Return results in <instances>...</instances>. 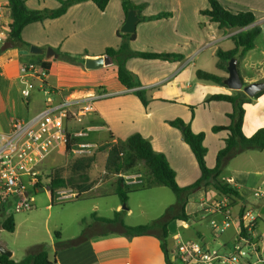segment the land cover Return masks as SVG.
I'll list each match as a JSON object with an SVG mask.
<instances>
[{
    "label": "crops",
    "instance_id": "obj_1",
    "mask_svg": "<svg viewBox=\"0 0 264 264\" xmlns=\"http://www.w3.org/2000/svg\"><path fill=\"white\" fill-rule=\"evenodd\" d=\"M24 1L29 3L27 0ZM131 1L138 6L145 5L142 16L172 13L169 19L149 22L139 20L136 39L131 43L132 49L183 56L182 60L176 62L141 58L128 61V69L140 78L152 102L147 107L143 106L130 90L123 87L117 80V67L111 61L98 69L90 70L85 67L87 59L102 58L107 48L117 49L120 46L121 39L117 32L121 30L127 16L122 8V0H110L105 11H100L92 2H84L71 7L60 18L30 24L22 32V38L28 44L38 46L45 51L49 48L59 50L61 54L73 58V61H64L57 54V57L50 59L46 55H22L20 49L0 52V133L9 132L13 119H28L44 109L46 97L42 86L53 92L52 96L56 103L65 99L80 102L89 97L108 94V97L94 101L93 114L66 121L68 131L71 130L69 132L74 134L85 128L95 132L93 136L90 134L81 140L82 143L88 144L117 143L126 140L134 133H140L151 142L156 152L166 156L176 172L178 185L183 188L189 187L200 179V168L190 147L183 141L181 131L170 126L168 122L181 118L185 123L191 124L195 133L205 130L204 144L208 145L209 139L212 141L211 144L215 143V156L224 148V140L228 137V133L221 131L210 136V132L214 126L229 125L227 114L231 113V108L225 105L226 102L207 101L204 92L207 88L206 81L198 79L196 72L199 70L207 72L198 61L208 45H215L212 53L216 55L217 50L222 49L220 46L232 41L231 37L240 30H221L216 23H211L208 17L201 15L200 12L209 7L208 0ZM220 2L234 12H253L256 17L254 26H259L264 33V0H220ZM59 6L58 0H47L45 7L39 8L56 9ZM222 50L230 49L228 47ZM254 50L245 55L238 67L247 85L264 82V73L256 77L250 72L257 64L256 58H248ZM31 62L49 63L50 69L43 78L33 77L31 97L24 101L19 92L20 70L23 65ZM227 88L214 85L211 89L215 92L209 97L215 93H229ZM262 100L264 101V96L257 101ZM195 105L198 107L192 117L191 107L194 108ZM216 110H220L222 114L215 113ZM219 114L223 115L224 119L219 121L217 117ZM247 119L244 121V128ZM254 151L257 150H249L252 153L250 160L261 162H246L253 168L252 170L238 168L232 172V175L224 177L226 181L231 180L230 185L237 187L240 193L235 206L230 207L234 220L231 227L219 235L214 234L217 240L227 231L232 232L233 238L225 239L223 243L224 251L230 250L238 240L237 216L241 208L252 209L259 214L252 235L257 238L260 250L264 251V216L260 214V210L264 207V199H256L252 194L254 190L264 188V152L257 151L260 154H255ZM99 187L96 185L91 190H97ZM222 198L223 201L230 202L228 198V200ZM121 209V204L115 207V211ZM186 212L189 215L193 213L192 209L188 210L187 207ZM206 212L210 213L212 218H222L220 214H214V210L209 209ZM182 225L189 228L192 226V221ZM168 230V249L172 251L175 246L174 239L171 238L169 226ZM197 233L202 243L207 248H211L207 237L202 236L199 231ZM55 247L56 243L52 248L53 258L49 254L50 260H55L54 264H166L164 252L156 235L133 239H128L119 233L95 235L77 247L60 251ZM254 257L257 258L256 255L250 254V257L243 259L242 264H257L253 261Z\"/></svg>",
    "mask_w": 264,
    "mask_h": 264
},
{
    "label": "trees",
    "instance_id": "obj_2",
    "mask_svg": "<svg viewBox=\"0 0 264 264\" xmlns=\"http://www.w3.org/2000/svg\"><path fill=\"white\" fill-rule=\"evenodd\" d=\"M9 1L11 6V22L8 40L13 43L14 49L20 50H28L31 46L22 39V32L28 25L60 18L65 15L71 7L84 2L94 3L100 11H105L110 3V0H58L60 6L56 9L31 10L26 6L24 0ZM208 2L209 7L202 10L200 12L201 15L208 17L209 21L211 23H216L221 30H240V32L231 37L234 48L227 51L218 49L216 52L218 67L228 73L227 68L231 59L236 58L239 67L245 55L249 51L255 49L256 41L261 35L262 29L259 26H254L256 17L253 12H234L223 6L220 0H208ZM144 7L145 5H135L131 0H122L124 14L127 16L129 11L136 10L141 22L169 19L172 17V13L170 12L159 13L153 16H142ZM117 35L121 39L120 46L117 49L107 48L104 56H107L111 62L116 65L118 82L127 90H130L140 100L143 106L147 107L151 103L148 97V91L143 87L140 78L128 69V61L133 58H141L145 60L176 62L182 60L183 56L181 54L134 51L131 47V43L136 39V32L133 34H125L120 30L117 32ZM54 52L64 61L70 62L74 60L67 54H61L59 50H54ZM42 64L45 72L48 73L50 69L49 63ZM196 76L200 80L227 87L224 84L226 78L219 75L199 70L196 72ZM263 93L264 91L258 93L255 97L257 98ZM243 97L249 98L243 91H235L234 94L215 93L207 99L208 102L230 103L234 107L233 113L228 114V117L231 119V123L228 126H214L212 128L214 133L221 131H226L228 133V137L224 140V148L217 154L214 168H209L207 166L206 156L208 151L204 145L206 134L204 132L195 133L192 130L191 124L185 123L181 118L168 122L170 126L181 131L183 141L190 147L200 168V179L189 187L183 188L178 185L176 181V172L170 166L166 156L156 152L151 142L140 133H134L124 141L107 143L104 147L108 155L105 167L107 173H112L114 175L121 173H140L138 171V166L142 164L145 168V181L142 179V182L138 184L127 186L122 178H118L115 194L120 198L124 208L120 211H115L111 219L99 217L95 214L94 218L99 226V228H96L97 230L91 231L86 229L76 239L57 242L56 250L60 251L77 247L95 235L119 233L128 239L156 235L164 252L166 264H176L171 261L169 254L168 226L172 221H179L185 224L192 221V217L186 212L190 195L197 189L208 190L211 188L221 197L228 198L232 204H235L240 198V193L237 187L231 186L224 180L223 170L226 163L236 155L245 151L257 150L264 152V128L258 129L249 137L244 134L245 110L243 108ZM191 110L192 117H194L193 107H191ZM72 139L70 132H68V142L66 146V153L68 155L67 165L65 168L54 170L48 176L47 187L51 195L52 203H54L56 193L59 191L71 190L76 193L78 195L77 198H79L80 195L89 192L96 186V180L92 178V171L96 166L98 153L103 148L100 147L91 154H75L73 149L76 143H72ZM43 186L41 180H39L37 187ZM153 187L169 188L176 195L177 202L167 209L163 218L153 221L151 224L137 226L127 225L125 223V217L129 211V208L126 207L129 192L139 189H151ZM8 208V204H0V217L3 218L1 226L2 229L13 233L16 229V223L13 215L6 214ZM244 211L245 208H241L239 215L242 216ZM57 235V237H59V234ZM241 237H246L252 242L257 243V238L247 233L246 229L242 228L238 240ZM54 263L55 260L51 261L48 251L43 248L29 253L22 263L0 254V264Z\"/></svg>",
    "mask_w": 264,
    "mask_h": 264
},
{
    "label": "rangeland",
    "instance_id": "obj_3",
    "mask_svg": "<svg viewBox=\"0 0 264 264\" xmlns=\"http://www.w3.org/2000/svg\"><path fill=\"white\" fill-rule=\"evenodd\" d=\"M27 1L29 3L26 2V6L29 9L42 10V8L39 7H45V2L47 0ZM214 47V44H210L206 47V51L201 55V59L198 61V64L202 67L204 66L208 73L227 78L228 73L218 67V57L217 55H214L212 53ZM220 47L222 49H228V47L229 49H231L234 47V43L232 41H229ZM248 58H256V67L254 68V70H250V72L254 76L257 77L258 75L264 73L263 32L256 41L254 52L250 54ZM214 85L216 84L206 81L207 88L206 90H204V92L206 93V98H209V95L215 92L211 89ZM246 85L247 84L244 82V86ZM227 92H229L230 94L235 93V91L228 88ZM263 96L264 93L257 98H242L243 108L245 110V119L248 118L247 125L245 126L243 131L244 134L248 137L252 136L258 129L264 128V101H257L261 100ZM225 105L230 106V111L231 113H233V105L226 103ZM196 107L198 106L195 105L193 108L194 113ZM219 112L221 113L220 110H216L215 113L218 114ZM217 117L218 120H222V118L224 119V116L220 114L217 115ZM74 119L76 118L69 117L67 121H73ZM228 119L231 123V119L229 117ZM66 129L67 132L71 131H68L67 127ZM81 130L86 131L88 135L92 134V136L95 133L85 128H82ZM201 132H204L206 134L205 130ZM70 134L72 133L70 132ZM213 134L214 132L211 131L210 136H212ZM82 139L85 138L83 137L79 139H72L71 142L74 144L76 143L74 145V149L76 148L77 143L82 142ZM211 142L212 141L209 139L208 145H204L208 151L206 156L207 166L209 168H214L215 158L217 156L214 155L215 143L213 142V144H211ZM107 143L108 142H96V147H92L91 152L93 153L100 147L103 148L98 153L97 163L92 171V178L96 180V185L100 186L99 189L83 193L79 196V198H77L78 195H76V193L74 192L72 193H74L75 196L64 198L61 200H56L55 196L54 203H52L51 195L47 187L48 176L54 170L65 168V166L67 165L68 155L65 150V152L59 151L53 153L40 167L39 180H41L42 185L44 186L39 187L38 191H31V196L35 200V209L30 212H17L15 211L13 205L8 204L9 208L7 209L6 214H11L14 216L16 229L13 233L2 229L1 224L3 222V218L0 217V244L12 253L14 251L13 259L15 261L17 260V262L22 263L24 258H26L29 253L34 252L39 248L47 250L50 254V257L53 258L54 254H52V248L54 243L73 240L78 238L86 229L95 231L97 230V227L99 228V226L97 225L98 223L94 218L95 214L103 218H113L115 207L121 204V201L120 198L115 194L116 182L118 177L112 173L108 174L105 169L108 155L104 147ZM254 153L260 154L257 151H254ZM241 154L242 153L236 155L226 163L223 170V177L232 175V172L238 168L252 170L253 168L249 167L246 162H261L251 161L250 157L252 153H250L249 151L244 153L243 155ZM138 171L143 176L142 179H144L145 181V168L142 164L138 166ZM103 172H105V174H103ZM176 202V195L167 187H153L151 189H139L130 191L128 194V202L126 206L127 208H129L130 212L128 213V216L125 217V223L129 226L151 224L153 221L163 218L166 214L167 209L170 206L174 205ZM222 202L223 198L211 188L208 190H195L190 195L187 206L188 210L192 209L193 211V213L190 215L192 217V226L186 228L182 225V222H170L169 229L171 231V238L175 239L176 236H179L183 240H195L202 242L197 233L199 231L202 233V236L205 235L207 237V242L209 243V247H211V249L224 251L225 248L223 247V243L225 239L230 240L233 238L232 232L229 230L225 233V235L219 237L216 240L212 228V221L216 220L221 225L222 218H212L210 213L206 212V210L211 209L214 210V214H220V211L215 207L214 204ZM234 206L235 204H232L231 202L228 203L229 209H231L230 207ZM123 207L124 205H122V209ZM57 234H59V237H57ZM214 240H216V242H214ZM253 261L256 262L257 258L254 257Z\"/></svg>",
    "mask_w": 264,
    "mask_h": 264
},
{
    "label": "built area",
    "instance_id": "obj_4",
    "mask_svg": "<svg viewBox=\"0 0 264 264\" xmlns=\"http://www.w3.org/2000/svg\"><path fill=\"white\" fill-rule=\"evenodd\" d=\"M10 18V1L0 0V48L9 41ZM46 74L41 62L27 63L21 67L19 92L24 101L31 97L33 77L43 78ZM42 91L46 97L44 109L28 119H13L9 132L0 133V204H11L17 212H30L35 209L31 191L39 190L37 186L40 167L47 158L55 152H65L68 142L65 125L67 119L84 118L93 114L94 101L108 97V94H101L80 102L65 99L56 103L50 89L42 86ZM87 135L86 131L81 130L71 134V138H83ZM92 147H96V144L77 143L73 152L89 154ZM116 176L122 178L127 186L142 182L140 173H121ZM226 182L230 184L231 180ZM72 192L59 191L56 193V200L75 196ZM253 195L257 199H264V189L254 190ZM214 205L223 218L221 225L216 220L212 221L214 234L219 235L230 228L234 220L227 201ZM258 218L259 214L252 209L245 210L242 216L238 214L239 235L242 228L252 234ZM174 245V250L169 251V254L171 261L176 264H242L243 259L250 257V254L257 256V264H264V251L246 237H241L227 251L207 248L200 241L183 240L179 236L175 237Z\"/></svg>",
    "mask_w": 264,
    "mask_h": 264
},
{
    "label": "water",
    "instance_id": "obj_5",
    "mask_svg": "<svg viewBox=\"0 0 264 264\" xmlns=\"http://www.w3.org/2000/svg\"><path fill=\"white\" fill-rule=\"evenodd\" d=\"M140 18L136 10H131L127 14L126 22L121 28L122 33L133 34L136 32V27ZM14 49L12 42L7 41L2 47L1 51L5 52L6 50ZM22 55H46L48 59L52 57H57L53 49L49 48L46 51L38 46H31L28 50H20ZM110 59L107 56L97 59H87L85 61V67L87 69L93 70L101 68L104 65L110 63ZM228 77L224 80V84L233 91H243L248 97L254 98L258 93L264 91V82H255L249 85L244 86V82L240 77L238 70V60L233 58L229 61L228 64ZM124 208V207H123ZM260 214L264 216V207L260 210ZM0 254L5 255L9 258H12L13 253L7 250L0 244Z\"/></svg>",
    "mask_w": 264,
    "mask_h": 264
}]
</instances>
